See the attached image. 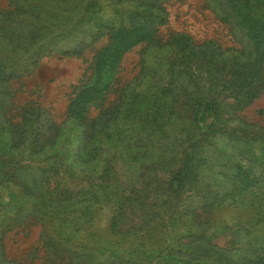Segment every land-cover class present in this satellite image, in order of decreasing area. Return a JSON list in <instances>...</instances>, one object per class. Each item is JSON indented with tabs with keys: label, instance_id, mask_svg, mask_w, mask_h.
Returning <instances> with one entry per match:
<instances>
[{
	"label": "rangeland",
	"instance_id": "obj_1",
	"mask_svg": "<svg viewBox=\"0 0 264 264\" xmlns=\"http://www.w3.org/2000/svg\"><path fill=\"white\" fill-rule=\"evenodd\" d=\"M245 1L0 0V264H264V52ZM94 85L81 124L70 104ZM208 100L218 118L196 123Z\"/></svg>",
	"mask_w": 264,
	"mask_h": 264
},
{
	"label": "trees",
	"instance_id": "obj_2",
	"mask_svg": "<svg viewBox=\"0 0 264 264\" xmlns=\"http://www.w3.org/2000/svg\"><path fill=\"white\" fill-rule=\"evenodd\" d=\"M33 1L34 0H32V2ZM230 1L237 2L239 0H230ZM250 1L252 0L245 1L248 4V7L250 9L248 13L241 15L243 17L241 20V23H244L247 25V31L249 32L248 36L252 41L255 42L256 48L264 52V19L257 18L258 11L253 10L251 3H249ZM32 5L33 4H30L29 6H32ZM160 10L162 11L160 15H156L154 17L145 19V21L141 23L140 25L138 26L134 25L131 28L125 29L123 32L119 34H116L112 46L99 56L97 65H96L98 69L102 70L103 68L101 67L103 66H106V65L112 66L113 64L118 63L120 59L122 58V56L127 51H129L131 48H133L134 46L138 45L139 43L143 41L149 40L155 33V30H156L155 26L166 24L167 20L164 17V11L162 9ZM2 29L4 30V28ZM21 34L22 33H19V36ZM99 34L100 32L96 33L94 37L96 38ZM51 42H53V40ZM51 42H49L48 45H50ZM69 52H73L74 54H79L80 50L76 46L71 51H67V54H69ZM40 54H41V49L36 53V56ZM225 84H224V87H227L225 86ZM105 87L106 85L104 87H101L97 91H95V89L97 88V85L91 86L90 88L83 89L72 100L70 104V117L74 119L75 121L80 122L81 124H85L87 121V113L89 110V104L101 98L102 96L101 94L104 91ZM197 105H198V108L196 112L199 115H196V116L199 119L197 121L196 120L197 118L195 116L194 121L196 120V123L201 122V123L206 124L210 116L218 118L219 116L217 113L218 104L215 101L210 102L208 100L206 102H200ZM209 126L213 128L212 124ZM204 136H207V135L204 134ZM195 142L197 145H199V143H202L204 141H201V139H198V140L196 139Z\"/></svg>",
	"mask_w": 264,
	"mask_h": 264
}]
</instances>
